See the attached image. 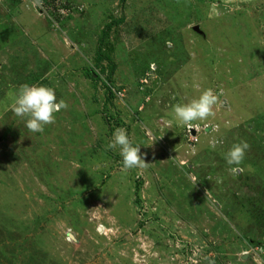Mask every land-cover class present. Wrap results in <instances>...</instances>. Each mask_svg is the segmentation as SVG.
Listing matches in <instances>:
<instances>
[{"label": "rangeland", "instance_id": "374dc122", "mask_svg": "<svg viewBox=\"0 0 264 264\" xmlns=\"http://www.w3.org/2000/svg\"><path fill=\"white\" fill-rule=\"evenodd\" d=\"M23 84L67 105L41 132ZM0 264H264V0H0Z\"/></svg>", "mask_w": 264, "mask_h": 264}, {"label": "clouds", "instance_id": "9594fccd", "mask_svg": "<svg viewBox=\"0 0 264 264\" xmlns=\"http://www.w3.org/2000/svg\"><path fill=\"white\" fill-rule=\"evenodd\" d=\"M218 103V94L211 88L203 90L200 95L187 103H178L173 106V115L180 125L189 129L197 126L195 121H205L213 115V106ZM67 107L63 100L57 102L55 89L46 85L23 84L11 95L10 108L18 117L25 118V126L31 132H41L44 126L55 120L54 113ZM207 127V125H205ZM108 149H119L122 157V171L127 172L133 168L146 166L140 154V145L134 144L127 130L117 128L113 132L112 140L107 145ZM249 144L246 141L235 143L225 153V160L229 165H239L244 157ZM179 166L186 161L179 160Z\"/></svg>", "mask_w": 264, "mask_h": 264}]
</instances>
